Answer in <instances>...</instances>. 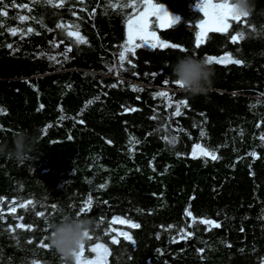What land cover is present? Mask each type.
<instances>
[{
    "label": "trees",
    "instance_id": "1",
    "mask_svg": "<svg viewBox=\"0 0 264 264\" xmlns=\"http://www.w3.org/2000/svg\"><path fill=\"white\" fill-rule=\"evenodd\" d=\"M153 1L166 5L181 20L170 28L152 30L188 53L139 48L135 57L129 54L135 69L125 62L130 69L125 72L119 67L118 50L127 39L125 13L132 11L119 7L126 0H64L62 7L55 6L61 0L52 4L15 0L16 6L29 5L31 12L4 0L0 147L6 148L0 153V197L6 202L33 201L27 210L17 207L16 212L33 230H10L9 225L15 228L18 221L5 208L0 264H66L54 248H44L40 242L49 244L45 238L52 226L65 216L76 217L89 195L92 208L79 217L91 219L90 234L109 247L104 264H264V141L259 139L264 134V0H253V11L243 21L246 27L235 29L243 30L244 38L233 44V29L211 33L198 49L194 26L203 13L197 0ZM135 2L139 5L142 0ZM21 15L28 17L23 23ZM77 24L87 44L67 36L68 31H77ZM28 27L34 32L21 39L20 32ZM12 28L18 29L16 36L10 33ZM50 42L59 44V49ZM65 47L72 48L67 60L57 55ZM225 54L243 63H213L214 86L207 95L191 96L171 83L162 86L164 79H174L168 65L177 57ZM49 55H57L60 63L49 60ZM153 72L159 75L153 78ZM118 81L124 83L111 87ZM132 85L144 91H133ZM154 91L175 94L173 105L186 99L188 106L169 123L174 107L166 109L162 97L153 99ZM122 105L139 111L124 112ZM21 129L34 132L38 139L25 158L17 159L7 153ZM130 137L139 143L130 144ZM196 144L215 151L219 159L194 157ZM254 151L255 158L250 155ZM186 208L197 221L214 219L221 227L207 231L206 225L196 223L187 228L192 237L173 243V236L179 239L177 229L193 222L185 216ZM35 211H44L45 216H36ZM113 215L141 225L113 226L128 231L134 245L122 236L111 244L104 233ZM101 219L104 223L97 227ZM168 225L174 227L166 231ZM90 243L85 242V256L93 259L96 254H88Z\"/></svg>",
    "mask_w": 264,
    "mask_h": 264
},
{
    "label": "snow or ice",
    "instance_id": "2",
    "mask_svg": "<svg viewBox=\"0 0 264 264\" xmlns=\"http://www.w3.org/2000/svg\"><path fill=\"white\" fill-rule=\"evenodd\" d=\"M31 3H37L40 2V0H30ZM46 3L52 4L53 0H45ZM64 0H61V3L59 5H55L57 7L63 6ZM80 3H83L84 0H79ZM13 6L19 7L21 9H27V11L31 12L32 9L27 4L15 5V0H13ZM0 7L6 8L7 5L4 4V0H0ZM109 7L116 8V4L109 3ZM121 10L123 9H132L130 13H125L127 16L126 19V25H127V39L125 42L119 46L118 50V61H119V67L121 70L128 72L130 71L129 68L125 67V62H127L128 65L131 66V69H135L136 65L133 63V60L130 58L129 54H131V57H135L136 50L139 48H152V49H177L181 52L188 53V50L184 48L183 46L175 43H168L165 40L160 39L159 36H157L156 32L152 30L154 27H172L173 25H176L180 22L181 17L179 16H173L167 8L163 4H156L152 3L151 0H142V3L139 5L135 2V0H126L123 4L119 5ZM196 7L203 13V18L196 22L194 28L198 29L196 31L195 36V46L198 49L202 44H204L211 33H229L230 29L234 30V34H230V39L233 44L237 43L239 39L244 38V32L241 31H235L236 28H243L246 27V24L243 23L244 18L248 17L247 14H238L234 11L233 5L228 2V0H197ZM75 14V13H73ZM94 15V13H93ZM7 16V12L3 11L0 12V19H3ZM21 23H23L25 20L28 19V17L21 15L18 17ZM32 19H35V17H32ZM153 20L155 23H153ZM3 24H0V27H3ZM57 28H63V24H57ZM75 28L77 31H68L67 36L68 37H75V42L77 44H87V39L79 34V25H75ZM49 31H51L49 29ZM34 32V29L32 27H28L25 31L20 32V37L23 39L24 35L26 34H32ZM10 33L12 36H16L18 33V29L12 28L10 29ZM39 35V33H36ZM259 36V33H257ZM52 43V47L59 49L60 45L56 44L54 42ZM63 43V41H61ZM9 49H12L13 45H8ZM72 51V48L65 47L62 52L57 53V55L62 56L64 60L68 59V54ZM57 55H49L48 59L51 61H54L56 63H60V61L57 59ZM195 55V53H193ZM205 58L209 63L213 64H235V65H241L243 63L240 59H233L230 54H225L221 56H212V55H206ZM108 71L111 73L113 71L112 68H109ZM135 75V73H133ZM119 75V73H117ZM152 77L155 78L159 75L157 72H153ZM124 83V81H118L116 84H112L111 87L115 88L119 84ZM172 84L173 86L182 89V84L174 79L166 78L162 81V86H168L169 84ZM70 87V85H69ZM133 91H140L143 92L144 89L142 87H137L136 85H132ZM106 95V93H105ZM175 94H169L167 91H154L152 98L156 99L157 97L164 98L165 108L166 109H172L174 107V111L170 113V115L167 117L169 120V123L171 122L172 117H180L182 115V107L188 106V101L186 99L176 100L175 104L173 105ZM96 99H99L97 97ZM139 99V97H137ZM89 103H92V101H89ZM43 108V105L40 106ZM123 108L124 112H136L139 111L137 108H129L125 106H121ZM159 107V105L157 106ZM155 111V109H154ZM151 119L155 120L156 116H152ZM80 124H83L84 121L80 120ZM260 125H257L259 127ZM50 127V126H49ZM180 129L178 128L177 131ZM44 131H47V128L44 129ZM201 137L205 136V132L201 130L200 133ZM163 139L167 140L168 137L164 136ZM259 139L261 141H264V134L259 136ZM108 143H111L109 140ZM130 144L139 143L138 140L135 138L130 137ZM196 149H200V154L206 157H211L212 160L219 159V157L216 155L215 151H209L206 148H203L201 145L196 144L193 149L192 155L195 157L196 155ZM131 151V148L129 149ZM177 155H180L177 153ZM251 156L254 158L257 157V153L254 151L250 153ZM106 185H101V188H104ZM107 203V202H105ZM93 200L92 196L89 195L84 202V205L81 206L77 212V216H80L82 214L90 212L92 208ZM33 205V201L29 200L27 202H17V201H11L6 202L3 197H0V221L5 219V208H7L8 212L13 216L14 221H18L15 223V228H13L12 225H9V229L14 231L15 229H24V230H33V225L31 224H24L22 221L24 220L23 216H17V207L27 210L29 206ZM74 206V205H73ZM56 205L52 204L51 208L53 210L56 209ZM34 214L39 217H44L45 212L44 211H35ZM185 216L186 217H192L193 222L192 224L187 225L184 228H178L177 233L179 236V239H177L176 236H173L171 239L173 243L179 242V240H187L188 238L193 236L192 231H187V228H192L196 223H200L203 225H206L207 231H211L213 228H220L221 225L214 219H200L199 221L196 220L195 217H193V213L186 208L185 209ZM104 220L101 219L99 224H97V227L100 226V224H103ZM117 223L122 225H127L131 229H138L141 227L139 223L133 222L132 218H123L121 216L113 215L110 220L107 221V230L105 231V235H109L111 237V244H117L119 243V238L122 236L124 240L129 241L130 244H135L136 241L133 239V237L130 235L128 231H117L113 226ZM164 228V226H161ZM174 226L168 225L165 229L166 231L171 230ZM243 231V229H241ZM112 233H115V235H112ZM87 237V241L92 242L88 246V254L91 255L92 253H95V258L89 259L85 256V243H82L80 245L79 251L75 253L76 260L75 264H104V261L106 260L107 256H109L110 249L109 247L102 242V238L100 237H93L89 232L85 233ZM159 238V237H157ZM47 239V238H45ZM32 241L29 240V243ZM41 246L44 248H49L50 245L47 243H44L43 240L40 242ZM231 245H229L230 247ZM159 251V250H158ZM199 252H203L204 249L200 248L198 249ZM243 251V250H241Z\"/></svg>",
    "mask_w": 264,
    "mask_h": 264
},
{
    "label": "clouds",
    "instance_id": "3",
    "mask_svg": "<svg viewBox=\"0 0 264 264\" xmlns=\"http://www.w3.org/2000/svg\"><path fill=\"white\" fill-rule=\"evenodd\" d=\"M238 14L251 15L254 5L253 0H228ZM171 68V76L182 84V90L191 96L207 95L214 86L213 77L215 68L205 58L184 55L177 57L175 62L168 65ZM34 132L21 129L14 134L13 147L8 155L17 159L25 158L32 145L37 142ZM172 143H175L173 138ZM6 146L0 147V153H4ZM94 222L89 218L79 216H65L60 222L52 226L47 239L51 248L64 259L66 264H75V253L80 245L87 241L86 232H91Z\"/></svg>",
    "mask_w": 264,
    "mask_h": 264
},
{
    "label": "water",
    "instance_id": "4",
    "mask_svg": "<svg viewBox=\"0 0 264 264\" xmlns=\"http://www.w3.org/2000/svg\"><path fill=\"white\" fill-rule=\"evenodd\" d=\"M221 56V55H220ZM233 58V57H232ZM234 59V58H233ZM195 146V145H194ZM194 146H193V148H192V153H193V149H194ZM202 146V145H201ZM203 148H206V147H204V146H202ZM201 154H200V149H196V155L195 156H197V157H199Z\"/></svg>",
    "mask_w": 264,
    "mask_h": 264
},
{
    "label": "rangeland",
    "instance_id": "5",
    "mask_svg": "<svg viewBox=\"0 0 264 264\" xmlns=\"http://www.w3.org/2000/svg\"><path fill=\"white\" fill-rule=\"evenodd\" d=\"M152 3H155L153 0H151ZM159 4V3H156ZM165 6V5H164ZM166 7V6H165ZM167 8V7H166ZM167 10L174 16V14L167 8Z\"/></svg>",
    "mask_w": 264,
    "mask_h": 264
},
{
    "label": "flooded vegetation",
    "instance_id": "6",
    "mask_svg": "<svg viewBox=\"0 0 264 264\" xmlns=\"http://www.w3.org/2000/svg\"><path fill=\"white\" fill-rule=\"evenodd\" d=\"M160 4V3H159ZM164 5V4H163ZM166 6V5H165ZM167 7V6H166ZM168 8V7H167ZM174 14V13H173ZM174 16H176L175 14H174ZM156 32V31H155ZM156 34H158L157 32H156ZM158 36V35H157Z\"/></svg>",
    "mask_w": 264,
    "mask_h": 264
}]
</instances>
